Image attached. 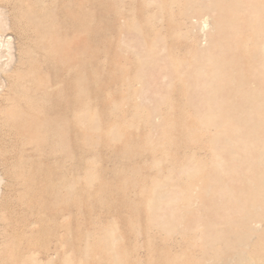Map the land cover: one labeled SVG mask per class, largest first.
<instances>
[{
  "label": "rangeland",
  "instance_id": "obj_1",
  "mask_svg": "<svg viewBox=\"0 0 264 264\" xmlns=\"http://www.w3.org/2000/svg\"><path fill=\"white\" fill-rule=\"evenodd\" d=\"M0 16L19 77L0 72V264H256L264 213L209 240L193 219L207 137H264V0H0Z\"/></svg>",
  "mask_w": 264,
  "mask_h": 264
},
{
  "label": "bare ground",
  "instance_id": "obj_2",
  "mask_svg": "<svg viewBox=\"0 0 264 264\" xmlns=\"http://www.w3.org/2000/svg\"><path fill=\"white\" fill-rule=\"evenodd\" d=\"M0 31H5V24L3 20H0ZM211 40L212 39H210V42ZM214 41L217 40L214 39ZM216 43L214 47H216V50H218V46ZM219 43L223 44L220 41L218 42V44ZM219 46L221 47L223 45ZM222 49L219 51L223 53ZM210 50L211 49H209V51ZM202 51L199 53H202ZM215 54L216 52L214 53V55ZM1 57L2 55H0V58ZM162 59L160 58V60ZM198 60L197 63L199 62ZM199 63L201 64V61ZM6 65H8L7 62L0 63V72L2 75L4 74L8 82L14 84L17 82V80H19V77L14 76L12 73H15V71L18 69L7 72L8 70L5 68ZM10 65L13 66L14 64ZM25 66L26 62L20 61L19 66L16 68H25ZM163 69L164 67L162 68V70ZM8 93L9 90L0 96V103L4 104V102L7 100ZM201 138L202 137H197V140H200ZM258 141H260V143H256ZM206 142L209 150V160L207 163L208 171L205 172L204 165L202 163H199L195 183L197 194L195 198L196 200L194 201V208L197 209V214L195 215L193 222L195 227L200 228V232L206 231L209 240L210 237L216 238L220 234H222L223 237L225 235V230L223 228L229 229L231 226L248 227L252 226L253 224L255 226V224L259 221V217L264 213V190L258 191L253 197L252 201L240 197V192H242V194L246 196V189L249 186L257 185L254 181L255 173L252 172V170H254L255 168L254 155L263 150L264 137H207ZM198 148H202L201 143H199ZM261 156L262 153L257 154L258 164L262 163V160L260 159ZM262 165H264V163ZM247 168L251 169V172L247 173ZM197 201H199L198 205H196ZM253 212H255V214ZM198 235L199 238H201L200 233H198ZM255 261L256 264H264V249H260L258 257Z\"/></svg>",
  "mask_w": 264,
  "mask_h": 264
}]
</instances>
